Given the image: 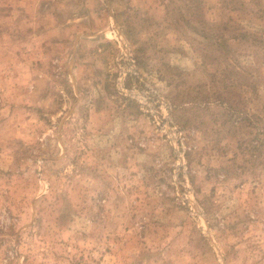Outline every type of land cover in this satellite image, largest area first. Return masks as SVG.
<instances>
[{"label": "rangeland", "instance_id": "obj_1", "mask_svg": "<svg viewBox=\"0 0 264 264\" xmlns=\"http://www.w3.org/2000/svg\"><path fill=\"white\" fill-rule=\"evenodd\" d=\"M262 142L264 0H0V264H264Z\"/></svg>", "mask_w": 264, "mask_h": 264}, {"label": "trees", "instance_id": "obj_2", "mask_svg": "<svg viewBox=\"0 0 264 264\" xmlns=\"http://www.w3.org/2000/svg\"><path fill=\"white\" fill-rule=\"evenodd\" d=\"M262 120H263V119H262ZM251 121H252V120H251ZM255 137H256V136H255ZM255 137H254V138H255ZM256 138H257V137H256ZM262 143L264 144V142H262ZM259 146H260V145L257 146L256 144H252V146H251V150H252V151H256L257 149L259 150ZM258 154H259V153H258ZM254 156L257 157V155H256L255 153H254Z\"/></svg>", "mask_w": 264, "mask_h": 264}]
</instances>
